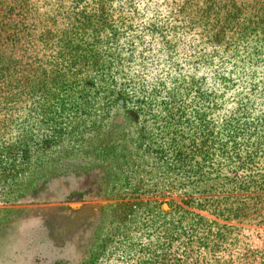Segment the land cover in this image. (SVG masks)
Masks as SVG:
<instances>
[{
  "label": "rangeland",
  "instance_id": "374dc122",
  "mask_svg": "<svg viewBox=\"0 0 264 264\" xmlns=\"http://www.w3.org/2000/svg\"><path fill=\"white\" fill-rule=\"evenodd\" d=\"M100 7L104 81L55 86L59 33ZM0 23L22 30L12 66L22 80L1 89L0 137L36 134L40 121L65 133L0 180V264H264L263 210L209 212L213 198L248 194L212 178L264 179V0H0ZM175 94L193 165L206 123L222 141L236 134V148L205 150L210 193L201 169L188 178L170 151Z\"/></svg>",
  "mask_w": 264,
  "mask_h": 264
},
{
  "label": "trees",
  "instance_id": "16d2710c",
  "mask_svg": "<svg viewBox=\"0 0 264 264\" xmlns=\"http://www.w3.org/2000/svg\"><path fill=\"white\" fill-rule=\"evenodd\" d=\"M238 10H240V8ZM105 15L104 8L100 7L93 13L83 11L78 13L75 17L70 16V22L65 29L59 33V46H61V52H64L62 53L63 58L61 65L56 66L57 70L50 73V76L46 75L47 80L50 77V81H52L55 86H68L71 83L70 81L76 83L77 80L75 79H78L80 84H82V82L84 84H90L91 82H97V80L104 81L102 75L103 72L108 69L106 66H109V62L106 56H103V54L100 53L101 51L97 43V38L108 30L109 24ZM21 33L22 30L20 29L19 24L5 26L3 23H0V52L3 51L2 48H9L12 54H0V101L5 99V97H3V92L1 94V89L5 87L6 83H17L22 80L14 75L15 70L12 68V66L17 65L20 60H16L14 52L18 45L17 36ZM44 35L48 38V40L45 39V42L50 41L53 36L51 29H47V31L44 32ZM218 35L219 40L224 38L223 31L219 32ZM179 95L175 94L168 99L170 101L172 100V104L170 103L165 113V120H168V123H171L168 124V128L173 129V136L170 137V151L176 156L177 162H179L178 164L182 165L183 169H187L186 175L188 178L192 177L194 171H199V169H201L202 183L205 186L206 193H210L214 188L210 189L212 180L213 182L218 180L219 183L231 181V185L235 184L238 186V190H233L232 195L239 190L248 192L246 196L247 200L244 197L239 196L238 193L234 196L219 197L217 200L213 198L214 200L212 199L209 204L215 208V211L209 212L217 217H224V213L227 212L228 214H233L231 218L243 219V216H247L249 213H256L259 210H263L262 214L257 218H263L264 220V179H258L255 175L251 176L252 174L249 175L250 173L243 177V180L239 177H229V175L225 176V178L219 179H213L210 176L209 157L208 155H205V150L212 148L216 143L219 144L218 147L220 146L225 149V146H228L231 141V145L236 148L238 145L236 134L229 135V139L222 141L218 136H213L209 131V123H206L203 131H207L208 134H202V160H199V163L196 162L193 165L194 159L196 158L194 150H191L188 155L183 151L185 146L195 144L196 141L190 139L188 143H186L185 140L179 142V138H183L184 136H178V133H180V125L177 124V120L181 121L184 118L183 114L185 112L184 108H180L177 103L176 99ZM70 97L73 96L70 95ZM52 121H54V119H52ZM41 125L45 129L50 128L51 132L41 133L40 131L43 130ZM224 126L227 127V125ZM6 127V125L0 123V130ZM36 132V134L32 135L24 134L7 139L0 137V180L8 182V179L10 178L17 179L20 172H22L27 165L29 159L34 155V152H36V154L44 152L47 147L57 144L65 135V133H60V130L56 127H50L49 123L45 121H40V124L37 125ZM228 140L230 142H228ZM251 140L255 139H252V137L249 136L241 142L248 143L251 142ZM182 161H186V163H183ZM178 164L176 163L174 166L178 167ZM243 168L251 170L247 164H244ZM256 180L259 183H257ZM251 183L255 184L257 189L251 190ZM242 186H245L246 188H242ZM251 191L257 195L254 197L250 196ZM253 198L256 199V203L251 204ZM220 199L223 202L220 201ZM219 204H222V206ZM259 224H264V221H259Z\"/></svg>",
  "mask_w": 264,
  "mask_h": 264
}]
</instances>
